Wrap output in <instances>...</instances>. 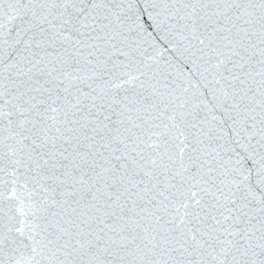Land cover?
Wrapping results in <instances>:
<instances>
[{
	"label": "snow or ice",
	"instance_id": "6c2138e0",
	"mask_svg": "<svg viewBox=\"0 0 264 264\" xmlns=\"http://www.w3.org/2000/svg\"><path fill=\"white\" fill-rule=\"evenodd\" d=\"M0 264H264V0H0Z\"/></svg>",
	"mask_w": 264,
	"mask_h": 264
}]
</instances>
